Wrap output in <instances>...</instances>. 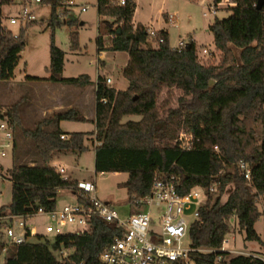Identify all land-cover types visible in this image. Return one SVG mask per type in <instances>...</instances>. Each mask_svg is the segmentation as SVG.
Segmentation results:
<instances>
[{"label": "trees", "instance_id": "16d2710c", "mask_svg": "<svg viewBox=\"0 0 264 264\" xmlns=\"http://www.w3.org/2000/svg\"><path fill=\"white\" fill-rule=\"evenodd\" d=\"M119 1L96 0L97 16L105 25L103 33L98 32L97 50L127 53L122 77L128 86L117 92L107 87L102 77L97 78L93 134L100 145L94 149L95 173L127 174L124 187L130 201L145 197L155 177L175 176L179 193L184 194L195 186L208 187L224 170L218 194L208 199L200 210L199 220L189 230L193 248L211 249L215 253L193 254L195 264H214L216 256L222 258L221 264H264L263 259L251 255L230 257L229 253L220 252L228 232L226 222L231 216L236 218L246 241L261 242L254 226L261 215L257 203L264 197V137L257 142L253 127L259 121L264 123V0L259 10L256 8L259 0H231L229 16L215 18L208 26L213 45L222 55L217 66L199 62L193 41L180 50L170 48L164 32H159L164 42L158 48L150 47L147 29L140 24L135 28L132 25L133 1L125 0L124 5ZM11 2L0 0V5ZM41 5L51 9L48 81L88 86L91 82L86 75L60 77L64 54L55 46L53 36L56 28L76 23L69 20L68 6L63 0H41ZM24 34L21 29L14 37L0 29V81L14 78L25 47ZM130 35L132 40L128 39ZM103 36L110 37L106 48ZM70 42L71 49L76 50V34L70 35ZM172 88L181 93L178 112L167 108L168 100L158 105L162 92ZM180 111L184 112L182 124L191 136L189 150L180 149L175 141L174 118ZM128 116H139L140 120L123 123ZM0 120H7L10 126L20 125L15 107L5 111L0 106ZM49 120L85 121L74 109L52 115ZM45 124L40 122L33 130L23 129L40 164L13 166L9 177L11 203L0 207V218L6 214L29 217L39 210L52 211L56 209L60 191L74 190L76 182L62 178L50 163L56 155L86 152L88 133H65L59 128L47 131L43 129ZM239 163L249 166L251 186L240 173ZM228 186L232 189L221 201ZM78 201L83 202L79 198ZM121 234L122 230L113 224L94 217L88 232L59 234L52 242L38 236L14 247V253L3 264H101L99 254ZM63 250L71 253L63 257Z\"/></svg>", "mask_w": 264, "mask_h": 264}, {"label": "rangeland", "instance_id": "374dc122", "mask_svg": "<svg viewBox=\"0 0 264 264\" xmlns=\"http://www.w3.org/2000/svg\"><path fill=\"white\" fill-rule=\"evenodd\" d=\"M64 3L71 2V6L67 7L69 11V20L75 21L72 26L68 24L56 28L54 31V44L64 54V66L61 78H78L86 75L95 80L96 64L98 63L97 55V34L104 31V22L99 19L96 12V0H63ZM213 0H136L135 18L144 23L150 30L161 31V28H166L168 32L169 46L172 49L177 48L179 40H184L187 43L190 39L195 41L197 57L199 62L205 66H217L222 61V55L213 45L212 34L208 31V25L215 18L224 19L229 16V8L232 5L231 0H221L222 5L216 17H202V11L206 9ZM24 8L22 0H12L10 4L0 5V29L11 32L14 36H18L21 29L25 30L24 40L25 47L20 53L18 66L14 70V78L7 81H0V106L5 111L12 110L15 107L17 118L20 125L11 126L14 137V150L8 157L0 158V207H7L11 203V183L9 182L10 172L13 166L19 165H38L39 160L35 154V148L32 141L23 134V129L33 130L40 122H45L48 119L42 118V110L47 103L44 102V90L52 84L48 81L50 77V34L51 30L48 27L51 9L48 5H39L32 8L34 21L27 25L10 24V19L18 18ZM81 8H87L85 12H81ZM176 16L177 25H172L169 21H165L164 16ZM81 23L83 25L81 26ZM76 34L78 48L71 49L70 35ZM105 41L109 43L110 37ZM148 45L153 47L151 42ZM205 48L207 54H202L201 50ZM124 54L108 53L104 56L106 63V72L115 79H120L122 73L120 68L124 63ZM36 78L35 79H29ZM212 84V83H211ZM70 88L74 89L73 86ZM44 91V92H43ZM169 92V93H168ZM168 93V94H167ZM181 93L178 89L172 88L170 91L164 90L159 97L158 105H162L165 100L169 101L167 108L174 111H179L178 99ZM12 112V111H11ZM183 111H180L179 116L174 118L177 126L175 127V141L189 139V133L185 128L183 121ZM139 116H128L123 118L122 122L138 121ZM7 121V120H6ZM8 122V121H7ZM74 131L89 132L93 127L88 124H72L65 123L63 128ZM50 128V127H49ZM47 126L43 129L48 130ZM54 127L53 129H55ZM254 137L257 142H260L264 137V123L259 121L253 127ZM88 136L92 134L88 133ZM174 141V142H175ZM86 145L91 149L97 143L94 137L88 138ZM78 160L69 158L67 164H71L74 168L73 177H83L87 181H94L96 184V196L99 200L113 206L121 215L133 214L135 210L130 206L127 191L124 183L127 181V174H96L94 171V153L92 150L86 151ZM52 164L59 168L57 160L52 161ZM70 170H66L65 177ZM231 186L226 188L222 200L224 201ZM75 203V197L71 191L63 190L57 194L56 208L60 209L66 204ZM260 203V202H259ZM260 216L257 219L254 230L259 236L261 242L246 241L244 232L237 225L236 218L231 216L226 224L228 232L225 236L223 248L225 252L235 251L242 253H253L258 258H264V215L262 214V204L257 205ZM162 207L152 210V216L156 226L159 224L160 215H162ZM192 207L189 213H192ZM187 213V214H189ZM37 224L38 231L43 233V229L47 223L43 217H36L34 220ZM32 224L33 220H29ZM75 226H70L60 230L62 233L76 232ZM52 242L53 236H46ZM30 241H34L31 239ZM15 248L6 245V250L3 252L0 249V264H3L4 259L10 257L14 253ZM71 250H63V257L70 254ZM240 254L229 253V256H237Z\"/></svg>", "mask_w": 264, "mask_h": 264}, {"label": "built area", "instance_id": "2783aa9c", "mask_svg": "<svg viewBox=\"0 0 264 264\" xmlns=\"http://www.w3.org/2000/svg\"><path fill=\"white\" fill-rule=\"evenodd\" d=\"M22 2L24 4L23 11L18 18L10 19L11 25H27L33 22L34 16L31 10L41 5V0H22ZM119 3L124 5L125 0H120ZM64 4L68 7L71 6V2ZM221 5V0L216 4H210L202 11V17H216ZM86 10L87 8H81V12ZM168 21L172 25H177L176 16H168ZM147 34L152 48H158L164 42L157 31L147 29ZM190 41L192 39L187 43L184 40H179L175 49L185 48ZM201 53L207 54V50L203 48ZM109 82L110 80L106 79V83ZM61 139H65V137L61 136ZM177 142L182 150L191 148V136L188 140H183L180 137ZM14 146L11 126L6 120H0V158L4 159L12 154ZM214 150L218 151L217 147H214ZM238 169L248 186H251L249 166L239 163ZM55 170L62 178H67L63 177L64 167ZM224 175V170H221L208 187L195 186L184 194L179 193L178 179L175 176L155 177L149 193L145 197L140 199L134 197L129 201L135 212L127 215H121L113 206L97 198L94 181H79L76 182L74 190L71 192L75 197V203L66 204L60 209L56 208L52 211L39 210L29 217L11 214L2 216L0 222L3 238L0 240V249L4 252L6 245L16 247L31 239L35 240L38 236L46 238V236L54 237L64 234L60 230L70 226L77 228L76 232L72 233L83 234L91 229L92 219L97 217L122 230L121 236L114 238L99 254L98 260L101 264H195L193 254H213L215 251L193 248L189 230L191 225L199 220L200 210L208 199L218 194ZM78 198L83 202H79ZM258 204L263 205L262 214L264 215V197L259 199ZM161 207L163 208L162 215H160L159 224L156 226L152 218L154 215L152 210ZM192 207L194 211L189 213ZM38 216L47 221L43 233L38 231L36 223H29V220H34ZM225 243L227 244V241L224 240L223 246ZM223 246L220 252H225ZM227 253L243 255L241 252L231 250ZM61 255H63V251H61ZM221 261L222 258L216 256L214 264H221Z\"/></svg>", "mask_w": 264, "mask_h": 264}, {"label": "crops", "instance_id": "0c3cea01", "mask_svg": "<svg viewBox=\"0 0 264 264\" xmlns=\"http://www.w3.org/2000/svg\"><path fill=\"white\" fill-rule=\"evenodd\" d=\"M134 5H135V9H134V13H133V19H132V25L135 27L138 24L144 26L146 29H149L144 23H142L140 20H137L135 18V14H136V0H132ZM213 3V2H212ZM99 18V17H98ZM165 21H168V15L164 16ZM83 25V23H81V26ZM210 25V24H209ZM208 25V26H209ZM207 26V27H208ZM161 31H157V32H164L167 35V40H168V32L166 28H161ZM98 36V34H97ZM108 36H103L102 40H103V48H106L108 46V44L105 42L108 40ZM169 43V41H168ZM195 44V41H194ZM97 46V43H96ZM108 53H119V52H110V51H102V52H98L97 50V55H98V63L96 64V75H95V80H92L91 77L90 78V82L91 84H89L86 87H74V89L70 88V86H67L65 84L62 83H53L48 85L45 88V92L44 94V102L47 103L46 105H44L43 108H41L42 110V119H48L46 121L45 126H47L49 129L47 131H52L54 130L53 128H59L62 132L65 133H73V132H81V131H74L75 127L72 126V130L63 128V125L65 123H72V124H88L91 125L93 127L92 131L89 132H82V133H90L93 134L95 131V108H96V81L98 77H102L106 83V79H109L110 82L106 83V86L114 89L115 91H125L127 89L128 83L127 81L120 76V79L115 80L110 74L109 72H106V63L104 61V56L107 55ZM124 54L125 57V61L122 65V67L120 68V72L122 73V69L125 67V65L128 62V55L125 52H121ZM69 109H74L76 110L83 118L85 121L83 122H59L56 123L54 121L49 120L50 117L52 115L67 111ZM94 137V134L92 136H87L86 141H85V146L87 147V151L92 150L94 153V149L95 147L99 146L98 144L94 147V148H90L89 146L86 145L87 139L88 138H92ZM95 140V138H94ZM96 142V141H95ZM98 143V142H96ZM78 156L80 155H76V154H61V155H56L53 158L54 160H57L59 162L58 167H64L65 172L66 170H70V172L66 175V177L72 179L75 182H79V181H83L85 180V178L77 176V177H73V170L74 168L71 166V164H67V161L69 158L74 160H78ZM50 165L52 167H54L55 169H57V167L55 165L52 164V162L50 163ZM29 166H33V164H29ZM87 181V180H86ZM35 220V219H34ZM33 220V223H36ZM243 255H251L254 257L258 256L256 254L253 253H242ZM264 260V258H263Z\"/></svg>", "mask_w": 264, "mask_h": 264}, {"label": "water", "instance_id": "95a60500", "mask_svg": "<svg viewBox=\"0 0 264 264\" xmlns=\"http://www.w3.org/2000/svg\"><path fill=\"white\" fill-rule=\"evenodd\" d=\"M262 2H263L262 0H259V1H258L257 6H256V8H257L258 10L261 8ZM128 39H129V40H132V39H133V35L128 36Z\"/></svg>", "mask_w": 264, "mask_h": 264}]
</instances>
